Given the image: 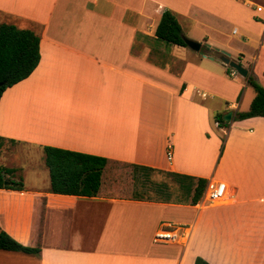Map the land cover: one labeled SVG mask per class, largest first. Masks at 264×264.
Segmentation results:
<instances>
[{
    "label": "crops",
    "instance_id": "0c3cea01",
    "mask_svg": "<svg viewBox=\"0 0 264 264\" xmlns=\"http://www.w3.org/2000/svg\"><path fill=\"white\" fill-rule=\"evenodd\" d=\"M194 1L0 0V24L40 38L35 70L0 98V166L23 182L0 189V228L40 252L0 250V264H264V117L233 118L255 92L218 60L176 45L167 51L154 36L170 10L187 22L186 38L238 59L264 89V9L255 10L264 0H211L214 9ZM227 112L219 128L214 116ZM45 146L216 180L227 194L193 205L175 182L182 201L125 197L104 185L106 168L95 196L53 194ZM28 170L40 183L28 184ZM168 222L188 229L185 244L154 241Z\"/></svg>",
    "mask_w": 264,
    "mask_h": 264
},
{
    "label": "trees",
    "instance_id": "16d2710c",
    "mask_svg": "<svg viewBox=\"0 0 264 264\" xmlns=\"http://www.w3.org/2000/svg\"><path fill=\"white\" fill-rule=\"evenodd\" d=\"M157 41L168 45L186 47L182 29L176 16L170 10H164L154 32ZM40 38L29 29H20L14 24H0V98L3 92L13 85L28 78L40 60ZM231 68H228L230 70ZM247 83L252 87L255 96L249 109L234 114L235 120L251 117H264V89L248 74ZM218 127H226L222 115L214 116ZM5 140L0 137V152ZM223 141V140H222ZM44 164L49 173L50 193L92 197L101 186V177L109 160L103 157L80 152L45 146ZM153 171L150 168H142ZM161 172V171H158ZM165 173V172H161ZM15 169L0 166V189L22 190V179L16 180ZM174 179L184 192L185 200L194 205L202 196L206 179L165 173ZM193 189V190H192ZM0 250L22 252L37 255L39 248L24 246L14 240L0 228ZM195 264H209L201 257L195 258Z\"/></svg>",
    "mask_w": 264,
    "mask_h": 264
},
{
    "label": "rangeland",
    "instance_id": "374dc122",
    "mask_svg": "<svg viewBox=\"0 0 264 264\" xmlns=\"http://www.w3.org/2000/svg\"><path fill=\"white\" fill-rule=\"evenodd\" d=\"M195 1L194 2L196 3V5L198 4L203 5L210 9H214V7H217L211 3V0H195ZM199 14L202 15L201 13L194 11V17L196 19H201V16H199ZM176 19L180 27L185 29L188 27V24L184 19L180 18L179 16H176ZM206 20H211L212 22L210 23H214L210 17L206 16ZM222 29L225 34H230L231 29H233V24L224 25ZM187 30L188 29H186L185 31L186 33H188ZM159 42L157 46L162 45L164 49H166L167 51L169 50L171 45H168L163 42L160 43ZM150 59L152 61H156L155 57L153 56H151ZM178 65H179L178 63L175 64V68H178ZM246 92H251L252 94H254L252 87H249ZM247 103H248V97L246 95L240 106V111H245L248 109ZM6 145L9 147V149H21V147H23L19 144H13V143L12 144L6 143ZM105 170L106 173L104 175L105 178L104 185L107 186L114 184L116 186L119 195L125 197H141L152 201L153 200L159 201L161 199H170L171 201L183 200V196L177 195L176 193L177 185L174 179L169 176L157 172L146 173L143 170L136 169L127 164H121L115 162H109ZM46 173L48 178V170L46 171ZM26 175H27L26 177L27 182L29 185H37L38 183H40L39 177L35 176L34 173H32L31 171L26 172ZM158 184H166L168 189L166 191L160 192L155 189Z\"/></svg>",
    "mask_w": 264,
    "mask_h": 264
},
{
    "label": "built area",
    "instance_id": "2783aa9c",
    "mask_svg": "<svg viewBox=\"0 0 264 264\" xmlns=\"http://www.w3.org/2000/svg\"><path fill=\"white\" fill-rule=\"evenodd\" d=\"M264 9L262 6H256L255 10L261 12ZM230 76L237 75L234 69H230ZM205 97V94H201ZM166 158L168 161L172 160V146L169 145L166 150ZM227 194V187L224 183L216 180H209L204 187L202 193V201L208 203H217L224 199ZM188 239V229L184 226L175 225L173 223H163L157 230L154 236V241L159 243H179L185 244Z\"/></svg>",
    "mask_w": 264,
    "mask_h": 264
},
{
    "label": "water",
    "instance_id": "95a60500",
    "mask_svg": "<svg viewBox=\"0 0 264 264\" xmlns=\"http://www.w3.org/2000/svg\"><path fill=\"white\" fill-rule=\"evenodd\" d=\"M183 40L186 44V47L189 48L191 51L196 53H202L206 56L214 58L221 62L223 65L234 69L240 76L247 77L248 71L239 64L238 59L231 58V56L227 52L217 50L215 48H210L209 46L202 44L201 42L188 39L185 36L183 37ZM231 116L232 112H227L223 116L224 121H230Z\"/></svg>",
    "mask_w": 264,
    "mask_h": 264
}]
</instances>
